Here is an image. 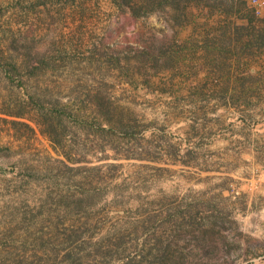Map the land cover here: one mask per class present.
<instances>
[{
  "label": "rangeland",
  "instance_id": "374dc122",
  "mask_svg": "<svg viewBox=\"0 0 264 264\" xmlns=\"http://www.w3.org/2000/svg\"><path fill=\"white\" fill-rule=\"evenodd\" d=\"M0 105V264H264V3L0 0Z\"/></svg>",
  "mask_w": 264,
  "mask_h": 264
},
{
  "label": "trees",
  "instance_id": "16d2710c",
  "mask_svg": "<svg viewBox=\"0 0 264 264\" xmlns=\"http://www.w3.org/2000/svg\"><path fill=\"white\" fill-rule=\"evenodd\" d=\"M4 74L9 77V70L6 68H3ZM0 113L2 114H7V115H11V116H15V117H23L24 113H22L21 111H9L8 109H6V107H3L2 105H0Z\"/></svg>",
  "mask_w": 264,
  "mask_h": 264
},
{
  "label": "built area",
  "instance_id": "2783aa9c",
  "mask_svg": "<svg viewBox=\"0 0 264 264\" xmlns=\"http://www.w3.org/2000/svg\"><path fill=\"white\" fill-rule=\"evenodd\" d=\"M252 3H253L254 5H261V4L264 3V1H263V0H252Z\"/></svg>",
  "mask_w": 264,
  "mask_h": 264
}]
</instances>
